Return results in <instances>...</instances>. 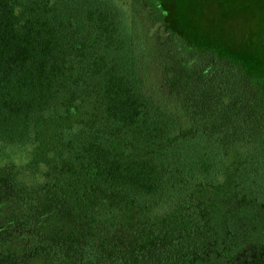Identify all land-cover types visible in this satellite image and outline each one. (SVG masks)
<instances>
[{
    "label": "trees",
    "instance_id": "16d2710c",
    "mask_svg": "<svg viewBox=\"0 0 264 264\" xmlns=\"http://www.w3.org/2000/svg\"><path fill=\"white\" fill-rule=\"evenodd\" d=\"M255 21L0 0V264H264Z\"/></svg>",
    "mask_w": 264,
    "mask_h": 264
},
{
    "label": "flooded vegetation",
    "instance_id": "af4514ba",
    "mask_svg": "<svg viewBox=\"0 0 264 264\" xmlns=\"http://www.w3.org/2000/svg\"><path fill=\"white\" fill-rule=\"evenodd\" d=\"M205 2L206 14L214 17V20L217 22H219L220 18L224 16L231 22L235 23L241 21L243 15L248 13L252 14V16L257 20L255 21L258 28L256 40L264 43V25L262 23V19L264 17V7H262L261 10L262 17H259L257 14H255V11L252 10V6H247L243 0H205ZM244 8L247 10V12H245ZM238 35H240V33ZM262 47L264 51V45Z\"/></svg>",
    "mask_w": 264,
    "mask_h": 264
},
{
    "label": "rangeland",
    "instance_id": "374dc122",
    "mask_svg": "<svg viewBox=\"0 0 264 264\" xmlns=\"http://www.w3.org/2000/svg\"><path fill=\"white\" fill-rule=\"evenodd\" d=\"M243 2L244 3H246V5L247 6H252V10H254L255 11V14H257V16H259V17H262V12H261V10H262V7H264V0H243ZM245 11H247V10H245ZM254 14V15H255ZM250 15H252V14H250ZM256 16V17H257ZM239 22H241V21H239ZM237 23V22H236ZM262 23H263V25H264V17H263V19H262ZM244 26V22H242V27ZM246 26V25H245ZM244 26V27H245ZM256 27H254V30H253V35L254 36H256V34H257V31H258V28H257V25H255ZM231 27H229V28H227V30H229V31H232L233 29H230ZM246 30H248L247 28H245ZM239 32V31H238ZM241 32V31H240ZM235 37V36H234ZM236 39V41H239V40H241L242 39V35H238V36H236L235 37Z\"/></svg>",
    "mask_w": 264,
    "mask_h": 264
}]
</instances>
